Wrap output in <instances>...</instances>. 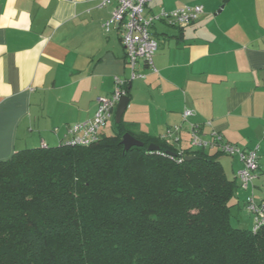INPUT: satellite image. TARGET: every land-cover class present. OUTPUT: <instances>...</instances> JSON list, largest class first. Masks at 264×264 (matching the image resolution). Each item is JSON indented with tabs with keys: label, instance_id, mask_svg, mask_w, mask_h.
I'll list each match as a JSON object with an SVG mask.
<instances>
[{
	"label": "crops",
	"instance_id": "crops-1",
	"mask_svg": "<svg viewBox=\"0 0 264 264\" xmlns=\"http://www.w3.org/2000/svg\"><path fill=\"white\" fill-rule=\"evenodd\" d=\"M184 6H203L204 13L185 28L157 23V72L141 64L145 78L130 81L118 26L104 29L116 2L100 8L99 0H0V162L60 145L70 126L95 117L119 78L132 82L123 121L135 136L159 140L178 126V146L187 149L192 125L211 124L205 134L217 131L257 151V179L239 190L232 211L241 226L254 227L245 203L250 195L264 203V0H153L147 13ZM186 110L194 113L187 120ZM219 159L237 180L241 160Z\"/></svg>",
	"mask_w": 264,
	"mask_h": 264
},
{
	"label": "trees",
	"instance_id": "trees-1",
	"mask_svg": "<svg viewBox=\"0 0 264 264\" xmlns=\"http://www.w3.org/2000/svg\"><path fill=\"white\" fill-rule=\"evenodd\" d=\"M126 133L144 146L125 152ZM220 154L124 121L88 146L19 151L0 162V264H264V225L232 224L241 187Z\"/></svg>",
	"mask_w": 264,
	"mask_h": 264
},
{
	"label": "built area",
	"instance_id": "built-area-1",
	"mask_svg": "<svg viewBox=\"0 0 264 264\" xmlns=\"http://www.w3.org/2000/svg\"><path fill=\"white\" fill-rule=\"evenodd\" d=\"M153 0H99V7L105 8L116 2L117 7L112 17L104 24L108 33L112 27L118 26L121 43L126 52V64L130 70V81L145 78L140 65L144 64L151 71L157 72L154 66V56L159 49V42L153 37L157 23H165L171 27L185 28L195 23L204 13L203 6H184L171 12L162 11L158 14L147 13V6ZM129 81L116 78V86L109 98L98 101L95 117L88 122L78 123L68 128L66 142L69 145L88 146L99 140L100 134L114 119L115 110L122 96L127 95L126 86ZM194 113L186 110L184 119L191 118ZM211 124H194L190 130V146L193 149L217 150L229 157H238L244 167L237 173V179L243 190L249 189L258 171L257 151H245L224 140L217 131L204 133V128ZM181 127L176 126L167 130L161 137L169 145H176L181 141ZM208 137V138H207ZM43 148H48L43 145ZM179 147V146H178ZM246 211L253 216L254 230L264 225V203H257L250 195L245 203Z\"/></svg>",
	"mask_w": 264,
	"mask_h": 264
},
{
	"label": "water",
	"instance_id": "water-1",
	"mask_svg": "<svg viewBox=\"0 0 264 264\" xmlns=\"http://www.w3.org/2000/svg\"><path fill=\"white\" fill-rule=\"evenodd\" d=\"M226 1L228 2L229 0H226ZM131 88H132V82L129 83V90H131ZM129 103H130V97L128 95L121 97L117 105L116 111H115V123L116 124L122 123L125 113L127 111V108L129 107ZM121 143L124 146L125 152L129 151L131 148H135V147L141 148L144 146L143 142L137 140L135 137H133L129 133H126L123 136ZM148 150L151 152L159 151L160 147L155 144H152L149 146Z\"/></svg>",
	"mask_w": 264,
	"mask_h": 264
},
{
	"label": "rangeland",
	"instance_id": "rangeland-1",
	"mask_svg": "<svg viewBox=\"0 0 264 264\" xmlns=\"http://www.w3.org/2000/svg\"><path fill=\"white\" fill-rule=\"evenodd\" d=\"M114 127H115V119L109 121L108 126L104 129L105 130V134L110 136L113 134L114 131ZM236 217L233 218L232 220V224L236 227L240 226L241 228L245 227V226H241L238 221L235 219Z\"/></svg>",
	"mask_w": 264,
	"mask_h": 264
}]
</instances>
